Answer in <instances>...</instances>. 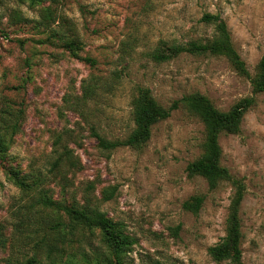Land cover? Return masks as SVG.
Masks as SVG:
<instances>
[{
    "label": "rangeland",
    "instance_id": "obj_1",
    "mask_svg": "<svg viewBox=\"0 0 264 264\" xmlns=\"http://www.w3.org/2000/svg\"><path fill=\"white\" fill-rule=\"evenodd\" d=\"M205 14L225 20L254 76L264 55V0L1 1L0 127L17 123L19 129L0 160V264H24L34 256L43 216L36 195L21 191L8 170L49 175L59 137L81 168L66 172L67 186L58 176L45 187L54 200L89 203L123 223L137 240L126 264H232L216 262L209 249L227 235L233 181L211 191L205 179L187 172L203 154L200 118L180 108L153 127L142 149L99 148L92 129L108 140L126 139L134 130L132 100L139 86L163 107L199 93L228 112L255 97L241 132L222 135L220 145L222 165L245 186L242 264H264V93L255 96L251 81L224 57L153 59L163 42L213 39ZM69 40L80 41V55L96 65L73 57L63 46ZM95 78L98 88L85 102V86ZM115 186L114 199L104 201L103 192ZM198 195L205 203L195 215L183 205Z\"/></svg>",
    "mask_w": 264,
    "mask_h": 264
},
{
    "label": "trees",
    "instance_id": "obj_2",
    "mask_svg": "<svg viewBox=\"0 0 264 264\" xmlns=\"http://www.w3.org/2000/svg\"><path fill=\"white\" fill-rule=\"evenodd\" d=\"M21 1L36 5L50 0ZM202 22L214 26L213 39L205 43L201 41L163 42L153 53V59L164 63L182 54L224 57L240 76L251 81L255 96L264 93V55L257 65L256 74L252 76L233 44L225 20L220 15L205 14ZM63 46L73 57L91 66L96 65L93 59L80 55L82 51L80 41L69 40ZM89 83L85 86L83 96L85 102L93 98L98 88L96 78ZM255 104L256 99L251 96L238 102L230 111L222 112L207 97L195 93L174 101L169 107H163L154 98L150 89L139 86L132 100L135 123L132 133L122 140H108L94 129H92V134L97 138L98 146L103 151L113 152L119 148L139 150L150 141L153 127L169 119L180 108H185L200 118L206 129V140L201 157L188 165V175L205 179L211 191L216 190L225 181H233L235 186V194L230 205L227 235L221 242L209 249V254L216 262L229 261L232 264H242L243 234L240 211L245 196V186L242 182L233 180L229 170L222 165L223 150L220 137L238 135L241 132L245 115ZM18 129L17 123L6 124L5 128L0 127V160L6 158ZM54 146L55 160L49 175L38 173L22 176L17 169L8 170L9 179L24 193L36 195L37 204L42 207L43 216L36 228L38 234L36 252L24 264H126V259L137 244V240L127 233L123 223L115 221L89 203L84 205L76 200L71 203L54 200L49 194L45 186L50 180H55L59 176L60 181L66 183L63 186H67L66 172L81 168L73 150L63 142L61 137L56 140ZM117 190L116 186L106 189L103 192V200L114 199ZM204 203L205 196L198 195L186 201L183 207L186 211L197 215ZM92 238L98 239V245L90 246L93 243ZM0 242L5 245L1 232ZM87 246L90 247V251H87ZM8 264H13V262L8 260Z\"/></svg>",
    "mask_w": 264,
    "mask_h": 264
}]
</instances>
